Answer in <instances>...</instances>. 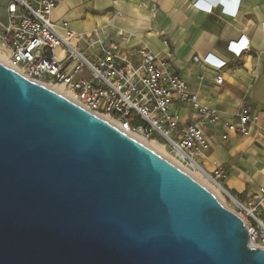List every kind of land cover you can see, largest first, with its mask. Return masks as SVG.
<instances>
[{"label": "water", "instance_id": "1", "mask_svg": "<svg viewBox=\"0 0 264 264\" xmlns=\"http://www.w3.org/2000/svg\"><path fill=\"white\" fill-rule=\"evenodd\" d=\"M0 264H264L189 173L0 62Z\"/></svg>", "mask_w": 264, "mask_h": 264}, {"label": "built area", "instance_id": "2", "mask_svg": "<svg viewBox=\"0 0 264 264\" xmlns=\"http://www.w3.org/2000/svg\"><path fill=\"white\" fill-rule=\"evenodd\" d=\"M59 1L8 0L6 21L0 25V56L8 67L38 84L62 85L66 98L128 135L161 139L181 169L201 170L218 183L233 200L232 211L243 221L250 245L264 249V186L253 199L244 201L217 181L226 175L221 164L213 162L207 172L200 162L211 149V137L204 131L207 124L223 127L221 139L226 140L229 133L249 134L257 113L244 105L234 120L222 119L190 93L187 82L166 60L151 51L127 52L97 37L88 39L89 44L96 45V51L92 56L85 54L72 45L75 35L67 22L58 25L52 21V10ZM243 38L227 44L235 57L249 48ZM163 42L168 43L165 39ZM58 52L62 54L58 56ZM193 61L214 71L227 63L211 53L194 56ZM214 80L221 83L223 76L217 73ZM176 100L191 108L190 121L183 125L174 106Z\"/></svg>", "mask_w": 264, "mask_h": 264}, {"label": "crops", "instance_id": "3", "mask_svg": "<svg viewBox=\"0 0 264 264\" xmlns=\"http://www.w3.org/2000/svg\"><path fill=\"white\" fill-rule=\"evenodd\" d=\"M7 2L0 0V25L6 21ZM51 18L58 25L67 22L75 35L72 45L89 56L96 45L88 39L97 37L127 52L155 53L200 103L224 120H234L244 105L255 111L257 122L247 135L229 133L222 140L224 128L207 124L211 149L202 161L208 170L213 162L224 167L220 182L236 197L254 198L264 186V0H60ZM240 37L249 48L235 57L227 44ZM208 53L226 65L214 71L193 61ZM217 73L221 83L214 80ZM174 106L182 125L190 121L188 103L176 100Z\"/></svg>", "mask_w": 264, "mask_h": 264}, {"label": "bare ground", "instance_id": "4", "mask_svg": "<svg viewBox=\"0 0 264 264\" xmlns=\"http://www.w3.org/2000/svg\"><path fill=\"white\" fill-rule=\"evenodd\" d=\"M3 55V54H2ZM0 62L1 63H3L4 65H7V66H10L8 63H7V61H6V59L3 57V56H0ZM48 87L49 88H51L52 90H54V91H56L57 93H59V94H61V95H63L64 97H68V95H67V93L65 92V90H64V88H63V86L62 85H48ZM64 90V92L66 93H64L63 92V90ZM131 137H133L134 139H136L137 141H139V142H141L142 144H144L145 146H147L148 148H150V149H152L153 151H155L156 153H158L159 155H161V156H163L164 158H166L164 155L165 154H163V152L165 153V147H164V145L162 144V143H158L156 140H154V139H145V138H142V137H139V136H137V135H135V134H131L130 135ZM166 159H168V158H166ZM169 160V159H168ZM169 161H171V160H169ZM172 163H174L175 165H177V166H179L180 164L176 161H171ZM179 167H181V166H179ZM186 171V170H185ZM187 173H189V172H187ZM198 173L199 174H201V175H203V176H205L206 178H208L209 180H210V178H209V176L205 173V172H203V171H198ZM211 182H212V187L213 188H211V187H209V186H206L211 192H213V193H217L218 191H221V190H223L219 185H218V183H216L214 180H210Z\"/></svg>", "mask_w": 264, "mask_h": 264}, {"label": "rangeland", "instance_id": "5", "mask_svg": "<svg viewBox=\"0 0 264 264\" xmlns=\"http://www.w3.org/2000/svg\"><path fill=\"white\" fill-rule=\"evenodd\" d=\"M58 56H60L62 53L58 52L57 53ZM63 90V89H62ZM64 92V90H63ZM65 93V92H64ZM66 94V93H65ZM161 142L157 141L158 143H162V140L160 139ZM163 154H165L164 156L166 158H168L169 160H173L176 162V160L174 158H172L169 153L166 152L165 150V153L163 152ZM205 157H200V162H205ZM185 170V169H184ZM187 172H189V174L194 177L196 180H198L201 184H203L205 187L206 186H209L211 188L212 187V182L206 178L205 176L201 175L198 173V171H189V170H186ZM207 172H210V170L206 169ZM217 181H220V180H217ZM223 188L224 185L222 184ZM226 189V188H225ZM228 190V189H227ZM229 191V190H228ZM230 192V191H229ZM213 193V192H212ZM231 194V193H230ZM214 195L219 199V201H221L223 203V205H225V207H227L228 209L232 210L234 209V204H233V200L225 193L224 190H221V191H218L217 193H214Z\"/></svg>", "mask_w": 264, "mask_h": 264}, {"label": "trees", "instance_id": "6", "mask_svg": "<svg viewBox=\"0 0 264 264\" xmlns=\"http://www.w3.org/2000/svg\"><path fill=\"white\" fill-rule=\"evenodd\" d=\"M230 193H231L232 195H235V196H236V194H235L234 192H231V191H230Z\"/></svg>", "mask_w": 264, "mask_h": 264}]
</instances>
